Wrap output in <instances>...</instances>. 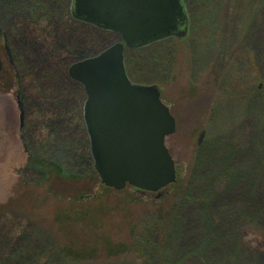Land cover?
I'll use <instances>...</instances> for the list:
<instances>
[{
    "label": "rangeland",
    "instance_id": "obj_1",
    "mask_svg": "<svg viewBox=\"0 0 264 264\" xmlns=\"http://www.w3.org/2000/svg\"><path fill=\"white\" fill-rule=\"evenodd\" d=\"M183 3L185 38L130 49L73 21V0H0V236L13 230L11 264H264V0ZM120 44L129 79L155 86L176 120L166 146L178 182L156 194L102 187L84 87L69 75Z\"/></svg>",
    "mask_w": 264,
    "mask_h": 264
},
{
    "label": "water",
    "instance_id": "obj_2",
    "mask_svg": "<svg viewBox=\"0 0 264 264\" xmlns=\"http://www.w3.org/2000/svg\"><path fill=\"white\" fill-rule=\"evenodd\" d=\"M74 16L118 33L132 49L188 34L182 0H74ZM70 76L86 91L85 122L102 186L157 193L175 184L165 141L175 134L176 121L155 86L129 80L124 46L75 64Z\"/></svg>",
    "mask_w": 264,
    "mask_h": 264
},
{
    "label": "trees",
    "instance_id": "obj_3",
    "mask_svg": "<svg viewBox=\"0 0 264 264\" xmlns=\"http://www.w3.org/2000/svg\"><path fill=\"white\" fill-rule=\"evenodd\" d=\"M72 20L73 21H75V22H77L73 17H72ZM78 24H84V23H81V22H77ZM86 25V27H92V28H94V29H96V30H99L98 28H95V27H93V26H91V25H87V24H85ZM77 31V30H76ZM102 32V31H101ZM83 40V42L85 41V39H82ZM82 40H79V41H82ZM79 41H77L76 42V44L77 45H80V43H79ZM111 41V39H109V40H106V42L105 41H103V44H102V46H99V47H103V46H105L106 44H108L109 42ZM72 51V50H71ZM78 54V53H77ZM78 55H81V54H78ZM61 58H62V56L60 55V54H58V55H56V57H55V59H56V61H59V60H61ZM69 76V75H68ZM4 79H6V77L2 74L1 76H0V81H3ZM71 83V85H72V82H70ZM78 89H81V87H79L78 86ZM83 91H84V89H83ZM42 93V92H41ZM84 94H85V92H84ZM84 97V96H83ZM86 98V97H85ZM76 112H77V114L79 115V116H81L82 117V115H83V103H82V105L81 106H79V107H77V109H76ZM33 115H38L39 117H42L38 112H33ZM34 134H35V130H34ZM210 175V174H209ZM156 225V226H155ZM240 227L241 228H246V227H248L249 225H251L250 224V222L249 221H240ZM150 226H151V228H150V230H152L153 228L154 229H158V231H159V233L161 234L160 235V239H164V240H166L165 239V236H162V234H164V233H168L169 232V229H168V227H162V223H160V222H156V223H151L150 224ZM241 228H238V229H241ZM16 229V228H15ZM12 232H13V230H10V228L9 229H7V231H4L3 232V236H6V237H4L3 238V236L1 235L0 236V264H11V263H13L12 262V258L10 257V256H8V245L11 243V239H12ZM168 235V237H169V234H167ZM4 239H6L7 240V242L4 240ZM23 253H24V251H23ZM9 257V258H8ZM7 259V260H6ZM19 259H21V256H19ZM18 259V260H19ZM45 260H47V259H45ZM48 261H50L49 259H48ZM162 261H164V260H162ZM52 262V261H51ZM167 262H169V261H167ZM164 264H178V263H171V262H169V263H166V261L165 262H163ZM18 264H38L37 262H34V261H31V262H27V263H23L21 260H19L18 261ZM51 264H53V263H51ZM56 264V263H55Z\"/></svg>",
    "mask_w": 264,
    "mask_h": 264
},
{
    "label": "bare ground",
    "instance_id": "obj_4",
    "mask_svg": "<svg viewBox=\"0 0 264 264\" xmlns=\"http://www.w3.org/2000/svg\"><path fill=\"white\" fill-rule=\"evenodd\" d=\"M86 101H87V98H86Z\"/></svg>",
    "mask_w": 264,
    "mask_h": 264
}]
</instances>
